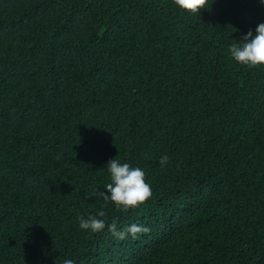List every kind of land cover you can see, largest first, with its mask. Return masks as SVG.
Segmentation results:
<instances>
[{"label":"trees","instance_id":"1","mask_svg":"<svg viewBox=\"0 0 264 264\" xmlns=\"http://www.w3.org/2000/svg\"><path fill=\"white\" fill-rule=\"evenodd\" d=\"M260 22L258 0H0V264H264V67L229 51ZM114 157L152 189L126 212L94 194ZM102 208L148 231L80 230Z\"/></svg>","mask_w":264,"mask_h":264},{"label":"clouds","instance_id":"2","mask_svg":"<svg viewBox=\"0 0 264 264\" xmlns=\"http://www.w3.org/2000/svg\"><path fill=\"white\" fill-rule=\"evenodd\" d=\"M258 2L264 6V0H258ZM172 3L177 9L195 15L207 7L209 0H172ZM238 41L239 43L230 46L229 51L232 58L246 67H264V22L258 23L254 30L249 29ZM158 163L162 168L166 167L169 163L168 155L160 156ZM106 165L110 182L103 186L106 191L98 192L96 189L94 193L103 198L105 206L111 202L115 207L126 212L143 204L152 196L151 185L146 182V173L141 167H134L127 162L121 163L115 157L110 159ZM105 215L106 212L102 208L95 215H90L87 218L78 217L80 230L97 233L103 231L107 226L108 231L118 240L148 231L147 227L137 223L121 228H118L115 222L106 225L105 220L100 218ZM199 231L192 232V236H195ZM63 264H76V261L65 259Z\"/></svg>","mask_w":264,"mask_h":264}]
</instances>
